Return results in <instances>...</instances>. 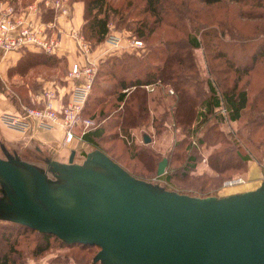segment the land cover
I'll return each mask as SVG.
<instances>
[{
  "label": "water",
  "instance_id": "95a60500",
  "mask_svg": "<svg viewBox=\"0 0 264 264\" xmlns=\"http://www.w3.org/2000/svg\"><path fill=\"white\" fill-rule=\"evenodd\" d=\"M0 146V220L98 245L94 263L264 264V177L255 188L193 195L133 175L99 147L82 161L72 149L67 161L41 164Z\"/></svg>",
  "mask_w": 264,
  "mask_h": 264
},
{
  "label": "rangeland",
  "instance_id": "374dc122",
  "mask_svg": "<svg viewBox=\"0 0 264 264\" xmlns=\"http://www.w3.org/2000/svg\"><path fill=\"white\" fill-rule=\"evenodd\" d=\"M4 1V0H0ZM10 1V0H9ZM19 2V8L24 7L23 4L31 3L34 0H12ZM173 6L175 3L187 2L189 10L184 21L187 28L195 27H218L221 31L223 26L220 22H226L231 30L235 34V39L242 40L241 45L237 40L228 39L229 35H223L220 39H225L221 45H213L211 49L206 50L205 44L198 48L192 49V55L196 61V65L199 68L192 72L196 77H226L225 85L230 86L235 79L237 73L242 74L239 81L240 87L247 89L249 94V103L247 108L243 111L242 116L238 120H230L227 116L224 108L220 109L221 113L225 114L223 120L215 119L214 116H210L208 122L202 125V128L197 133L190 134L188 141H196L197 148L193 149L190 146H182L172 148L173 143L179 138L185 136V132L182 131V125L174 124V119L169 115L165 119V125L156 130L151 125H143L132 132L133 140L127 138L124 132L120 128L108 126L104 138L99 140L100 145L106 148L117 160L132 174L153 182H158L164 185L166 188L175 189L180 192H187L197 195L208 194H225L228 191L238 189L249 182L244 172L245 165L248 162L238 161L237 166H227L228 169L224 172H216L209 167L208 157L211 153L225 148L228 145L239 147L244 153H249L252 156L253 161L261 168L260 177H264V124L261 121L264 120V0L252 1L247 3L237 2L235 0H221L212 4H205L198 0H168ZM72 4V22L75 27L81 30V22H84V16H82V9L84 13V1L74 0ZM112 5L111 17H110V33L120 34L122 38V45L115 47L113 44L107 41V38L100 42H96L92 38L83 33L85 39L88 40L91 49L93 50L94 59L98 61L99 66L103 63V60L107 57H113L114 55L122 57L126 52H136L137 55L143 56L146 52L145 48L152 42L159 41L164 33L166 35L171 34L172 27L167 24H160L161 26L156 28L152 37L147 41L143 40V45L140 46L139 51L127 49L124 46L125 42L129 38L134 37L132 29L134 24H138L141 19L148 15L140 7L143 0H109ZM240 10L245 11L244 15L240 14ZM54 17V14H53ZM121 17L123 22H119L117 19ZM52 19V18H51ZM83 19V21H82ZM150 19L152 17L150 16ZM81 24V25H80ZM80 25V26H79ZM227 29V27H225ZM172 29V30H171ZM194 31V30H193ZM172 33H176L178 36L184 35L182 30H173ZM201 38L203 36L198 33ZM165 35V36H166ZM206 38L208 36H205ZM203 41V39H202ZM236 41V42H235ZM68 44H63L59 59H56L51 64H37L33 65L23 73L15 72L9 75L10 90L16 92L17 96L25 104H35L32 97L39 90L43 88H53L58 91V96L61 100H68L69 92L72 81L69 77V69L71 60L77 57V53L74 52V44L72 39H69ZM144 46V47H143ZM216 47L228 50L229 58L234 61L235 65H239V72L231 70L226 72L228 63L223 62L224 58H214L213 54ZM258 50L257 59L253 61L250 68L246 71L243 70V66L252 61L250 55L253 51ZM206 52L207 56H206ZM252 56V55H251ZM102 60V61H101ZM238 63V64H237ZM98 66L97 73L100 69ZM213 71V73L211 72ZM117 73L135 74L137 72V66L133 65L126 71L117 69ZM96 73V74H97ZM191 73V72H190ZM189 74V73H188ZM97 75H95L96 78ZM102 79L96 78V81ZM112 79L108 82L102 83L108 87H112ZM172 89L173 86H168ZM206 87V86H205ZM205 87L203 88L205 90ZM202 89V90H203ZM96 87L93 85L88 98V109L91 114L94 112L95 124L109 123L114 119L112 108L115 105L114 94H106L102 102H94V95L97 93ZM119 91V90H118ZM199 92V91H198ZM153 96V92L148 93ZM197 94V93H196ZM200 94V92H199ZM198 95V94H197ZM169 103H173L174 97H168ZM59 100V103L61 102ZM154 105L153 102H150ZM101 109V111H100ZM169 110L172 111V107L169 106ZM163 111V110H162ZM165 111V109H164ZM106 114V115H105ZM260 116L258 117V115ZM263 114V115H262ZM152 115V114H151ZM161 115V114H160ZM257 116V117H256ZM256 117V119H254ZM117 132V134H116ZM148 134L151 137L149 142H145L142 135ZM198 137L203 138V142H198ZM129 141H128V140ZM74 141V142H73ZM68 144L63 142H52L48 146L42 142L33 143L29 146L12 145L7 146L10 150H17L20 155L33 162L44 164V157L48 154L57 155L59 157L60 152L66 151L70 154L72 149L76 150L75 160L82 161L87 152L94 149L93 145L79 139H74ZM77 141V142H76ZM229 141L230 144L228 142ZM5 141L0 137V144ZM73 142V143H72ZM135 143V144H134ZM74 144L73 146H70ZM38 145L42 150L38 149ZM65 145H68L67 148ZM140 146L151 147L157 151V155L154 161L149 159V156L144 152H139ZM62 148V149H61ZM195 153L198 155L196 167L186 173L183 168H180L184 164L186 157ZM0 155L4 156L3 150L0 146ZM163 157H168V163L166 165L165 172L158 174L157 160L160 161ZM229 165H236L235 160ZM242 165V167H240ZM173 173L174 177L171 180L167 179V174ZM241 176L245 179L242 183L236 185H225V181L229 176ZM237 186V187H235ZM3 229H7L9 232V238L15 241V247L21 253L22 262L19 264H99V261L93 262V256L100 249L98 245H84L80 243L63 244L55 237H51L50 246L42 253L36 252V246L42 245L43 240L37 230H32L24 226H13L9 223L2 222L0 220V234ZM4 243V242H3ZM6 245H4L5 247ZM36 252V253H35Z\"/></svg>",
  "mask_w": 264,
  "mask_h": 264
},
{
  "label": "trees",
  "instance_id": "16d2710c",
  "mask_svg": "<svg viewBox=\"0 0 264 264\" xmlns=\"http://www.w3.org/2000/svg\"><path fill=\"white\" fill-rule=\"evenodd\" d=\"M73 1L74 0H71V2ZM83 1L84 22L81 25V31L85 33L88 38L100 42L107 38L111 32L109 23L112 5L109 3V0ZM198 1L205 4H212L221 0ZM235 1L247 3L249 0ZM10 2L19 9V4L21 3L12 0H10ZM257 2L260 3L259 0H257ZM23 5L25 6V4ZM140 7L148 15H145L138 24H134L133 28H130L133 33L136 34L134 37H138L142 39V41H147L152 37L156 28L161 26L160 24L162 23L172 27L173 30H182L185 34L180 37L176 33H172L173 30L171 29V34L166 35L164 33L159 41L148 44L145 48L146 52H144L142 57L141 55H137L136 52H126L122 57L114 55L113 57L105 58L103 60L104 64L99 66L100 69L96 74V78L100 77L102 81H96V78H94L93 85L98 90L93 97L96 103L94 106L102 102L106 94H114L115 105L112 107L114 108L112 110L114 119L110 120L108 124H106V122L104 123V121L99 124H94L83 133L82 138L87 143L93 145L94 148L99 147L104 150L117 162L118 160L99 143V140L104 138L108 126L120 128L127 138L133 140L132 132L134 129L143 125H151L156 128V130H159L165 125V119L169 113L174 119V124L182 125V131L185 132V136L176 140L172 148L187 143L185 145L187 148L190 146V148L196 149V141H188V137L190 134L197 133L198 130L202 128V125L208 122L210 116H214L215 119L218 118L219 120H223L226 116L223 112L221 113L220 109L224 108L230 120H238L249 103L247 89L239 85L242 76L241 72L236 74L230 86L225 85L226 77L220 79L210 76L196 77L192 73L196 71V69L199 70L192 55V49L200 47L204 42L206 50L208 48V50H212L211 46L221 45L225 39L221 41L220 39L226 34L229 35L228 39L230 38L232 41L237 40L234 38L235 34L231 32L226 22H220L223 26L221 31L218 27L209 28L204 27V25L203 27L201 26V29L200 27L187 28L188 26L184 21V17L187 16L189 7L185 1L178 4L175 3L171 6L168 0H143ZM43 9L46 11L44 18L47 20L53 18L54 12L51 8ZM240 14L247 15L245 11L242 10H240ZM150 16L152 19H150ZM117 20L123 22L121 17ZM225 27H227V29ZM199 32L203 38L199 36ZM205 36L208 37L206 38ZM237 42L241 45L242 40H237ZM139 49L140 47L131 50H136L138 52ZM207 53L208 52H206V56ZM257 53L258 50L252 52V56L250 55L252 61L243 66L244 71L250 68L253 61L255 62ZM20 54L16 64L8 68V75L15 72L23 73L33 65L51 64L56 59H59L58 54H60V52L51 53L43 50L24 49L20 51ZM262 54H264V51H262ZM211 55H213L214 58H224L222 61L228 63L227 69H224L226 72H229L230 69L239 72V65H235L234 61L229 58L228 50L225 49V47H216L214 53ZM133 65L137 66V72L135 74L116 72L117 69L126 71ZM211 72L213 73V71ZM109 79L114 80L112 81V87L102 84L108 82ZM148 83H153L155 85L153 90H147L145 84ZM168 86H173V93L169 91L170 87ZM204 87L205 90L203 89ZM126 88L129 89L125 90ZM150 92L154 93L153 96L148 94ZM168 97H174L173 103H169L170 99ZM87 101L83 109V115L95 118L93 115L94 112L91 114L90 111H87ZM151 101L154 105H151ZM169 106L172 107V111L169 110ZM88 110H90V107ZM259 116L260 114L258 117ZM256 117L254 119H256ZM261 122L264 124V120ZM142 137L144 139V135H142ZM203 141V138L201 139L198 137V142L201 143ZM225 142L230 144L229 141ZM140 152H144L145 154L148 153L147 155L151 161H154L157 155L156 150L147 146H140L137 154H141ZM250 159H252V156L249 153H244L239 147L236 148V146L231 144L211 153L208 157V164L211 169L221 173L228 169L227 166H237L238 161L248 162ZM197 160L198 155L191 153L186 157L184 164L181 165L180 168H183L184 171L188 173L196 167ZM233 160H235L236 165H229ZM159 162L160 159L157 160L158 165ZM240 167H242V165ZM246 169L247 163L244 170L246 171ZM237 176H229L227 179ZM173 177V173L167 174L168 180H171ZM1 221L13 226H24L32 230H37L21 223ZM38 233L43 240V244L36 246L35 249L37 253H42L50 246L51 237H55L63 244H74L67 243L54 234L40 231H38ZM4 245L6 246L4 247ZM21 260L22 256L17 247H15V241L9 238L8 230L3 229L0 234V264H19L22 262ZM99 264L101 263L99 262Z\"/></svg>",
  "mask_w": 264,
  "mask_h": 264
},
{
  "label": "built area",
  "instance_id": "2783aa9c",
  "mask_svg": "<svg viewBox=\"0 0 264 264\" xmlns=\"http://www.w3.org/2000/svg\"><path fill=\"white\" fill-rule=\"evenodd\" d=\"M43 8H51L54 17L48 20L44 18L46 11ZM71 12L70 0H34L19 9L9 0L0 1V53L24 49L59 53L63 45V33H67L73 41L78 56L70 63L69 77L72 84L68 90V100H61L56 89L47 87L32 97L33 102L39 105L23 104L19 112H4L0 115V121L19 131L61 126L65 131V144L74 139L82 140L83 133L95 124L94 118L83 115V109L99 66L88 40L74 26ZM65 21L69 29L64 28ZM122 38L120 34L113 33L107 37V41L119 47ZM141 45L143 41L138 37L129 38L124 44L127 49ZM145 87L151 91L155 85L148 83ZM169 91L174 92L172 88ZM243 181V177L237 176L227 179L225 185H236Z\"/></svg>",
  "mask_w": 264,
  "mask_h": 264
},
{
  "label": "crops",
  "instance_id": "0c3cea01",
  "mask_svg": "<svg viewBox=\"0 0 264 264\" xmlns=\"http://www.w3.org/2000/svg\"><path fill=\"white\" fill-rule=\"evenodd\" d=\"M82 16H83V9H82ZM64 28L69 29L68 23L66 21L64 22ZM69 39L71 38L68 36L67 33L62 34V44L64 43L68 44L67 42H69ZM20 55H21L20 51H8L4 54L0 53V115L4 112H19L21 110V105L25 104L18 97H16L17 96L16 92L10 90V85H9L8 68L16 64ZM73 60L74 58L71 60V62ZM64 135H65V131L61 126H57L55 128L34 127L30 131H19L9 127L8 125L0 121V137L4 139L7 146L12 145L15 148L22 145L29 146L37 142H42L46 146H48L52 142H63V144H65ZM73 145L74 144L70 146ZM38 146H39L38 149L42 150L41 146L40 145ZM67 146L68 145H65V147L63 148H67ZM57 152L55 153V155H51V156L61 161L68 160L70 154L67 153L68 152L67 149L66 151L62 150L59 154V157L57 155ZM244 174L248 179L251 180H249V182H246L245 185H242V187L228 191L226 193L255 188L260 184L262 180V177H260L261 168L256 164L255 161L251 159L247 163V169L244 172Z\"/></svg>",
  "mask_w": 264,
  "mask_h": 264
}]
</instances>
